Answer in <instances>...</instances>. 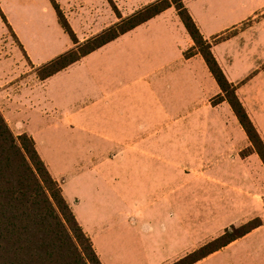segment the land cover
I'll return each mask as SVG.
<instances>
[{
	"label": "crops",
	"instance_id": "1",
	"mask_svg": "<svg viewBox=\"0 0 264 264\" xmlns=\"http://www.w3.org/2000/svg\"><path fill=\"white\" fill-rule=\"evenodd\" d=\"M88 1L80 7L79 23L63 10L79 43L137 10L124 13L119 8L115 15L105 9L104 23L97 17L104 0ZM111 1L117 5V0ZM154 1L126 0L127 6L139 3L140 8ZM183 4L212 44L213 55L236 86L258 132L252 105H264V0H183ZM45 9L43 19L36 18L32 39L9 20L35 72L76 45L55 10ZM249 20L251 25L244 24ZM41 32L49 43L41 40ZM193 47L177 10L169 7L57 73L42 80L37 74L27 96L31 104H23L16 114L31 112L32 120L22 132L33 138L52 176L63 178L65 199L102 264H232L233 257L239 259L236 264H264L262 225L225 245L196 253L225 231L216 235L215 224L199 221V206L183 203L184 196L196 189V179L186 171L199 169L194 166L243 164L247 158L243 149L256 152L227 100L214 102L221 89L202 55L196 51L187 55ZM55 165L79 169L64 177ZM171 195L179 202L175 215L166 210L158 220L147 221L146 237L123 236L112 229L119 223L112 221L116 206L123 203L122 223L135 227L128 214L136 196L145 198L148 214L167 208L166 197Z\"/></svg>",
	"mask_w": 264,
	"mask_h": 264
},
{
	"label": "trees",
	"instance_id": "2",
	"mask_svg": "<svg viewBox=\"0 0 264 264\" xmlns=\"http://www.w3.org/2000/svg\"><path fill=\"white\" fill-rule=\"evenodd\" d=\"M51 1L60 25L76 45L39 66L40 79L57 73L173 6L194 43L187 55L195 51L202 55L221 89L222 94L214 102L227 100L264 165V142L239 100L236 86L226 78L213 55L212 44L201 35L183 0H155L129 16L121 18L119 15L121 19L117 23L80 43L58 4ZM112 6L119 14L117 8ZM259 225L260 220L255 218L239 227L231 226L196 253L201 255L211 246L225 245ZM0 264H102L90 237L65 199L61 184L39 155L33 138L24 132H13L1 111Z\"/></svg>",
	"mask_w": 264,
	"mask_h": 264
},
{
	"label": "rangeland",
	"instance_id": "3",
	"mask_svg": "<svg viewBox=\"0 0 264 264\" xmlns=\"http://www.w3.org/2000/svg\"><path fill=\"white\" fill-rule=\"evenodd\" d=\"M54 1L58 4L62 13L63 10H67L72 14L73 22L75 23H79L82 19L80 7L89 2L88 0ZM112 5L118 10L120 8L124 13H128L134 9L138 10L141 7L139 3L127 6L126 0H117V5L113 1L111 3L109 0H104V4L98 7L101 13L97 14V17L104 23L107 20L106 10L110 8L116 15ZM45 7L55 10L51 0H0V111L10 128L16 134L25 131L26 123L32 120L31 112L28 110L26 116L17 117L16 114L21 112L23 104H31L29 97L31 96V88L37 81L36 78L38 76L36 75L38 71L36 70L35 72V69H32L31 60L21 50L20 44L11 29L12 26L9 25V20L11 19L14 28L15 26L19 27L21 32L29 34V38L32 39V32H34V35L36 33V18L42 17V11H44ZM102 7L104 8L103 11H101ZM44 12L49 14V10L45 9ZM244 24L251 25L252 21L249 20ZM42 31H44V28ZM40 38L43 42H50V39L42 32ZM35 40H38V38ZM260 103L263 104L262 102ZM259 106L257 108L252 105V109L257 112L255 114L258 121L256 122L258 123L257 129L264 142V105ZM250 150L243 149L241 152L243 155L247 153V158L243 164L231 165L230 167L218 165L194 166L199 167V169L197 171H186L192 178L196 179L194 184L196 189L193 190V195L185 194L189 198L184 196L183 203L190 204L192 202L199 206V221L203 223L208 220L213 225L215 224L216 235L225 231L224 229L227 226L234 225L239 227L240 224L246 221L258 218L263 226L261 234L264 238V165L258 155L251 153ZM55 166L58 174L64 175V177H66L65 175H72L77 172L76 169H79L75 165L71 166L70 169H66L65 165ZM225 172L231 173L230 175H225ZM57 181H59L63 190V178ZM104 193L108 197L109 194L106 190ZM112 197L115 198L114 196ZM144 199L143 196H136L134 199L136 201L135 207L130 212V215L128 214L129 223L135 227L122 223L124 216L119 212L121 209H124L122 203L121 207L116 206L118 213H112V221L116 224L119 221L122 224L119 225L118 223L116 228L112 229L120 230L123 236L128 233L130 237L137 238L139 236L144 238L147 236V226H145V223L147 221L153 222L158 220L166 210L168 215H175V206L179 203L175 195L168 196L166 197L167 208L159 207V209L149 211L147 214V207H145L143 202ZM145 215L147 216V220L145 219ZM167 220L168 217L165 216L163 221ZM135 230L138 234L133 233ZM240 247L245 248V245H239L237 248ZM260 253L258 251V254ZM238 261L239 259L236 260L233 257L232 264H236ZM248 264H252V262L249 261Z\"/></svg>",
	"mask_w": 264,
	"mask_h": 264
}]
</instances>
